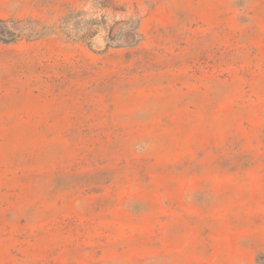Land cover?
I'll list each match as a JSON object with an SVG mask.
<instances>
[{
    "label": "rangeland",
    "instance_id": "374dc122",
    "mask_svg": "<svg viewBox=\"0 0 264 264\" xmlns=\"http://www.w3.org/2000/svg\"><path fill=\"white\" fill-rule=\"evenodd\" d=\"M0 18V264H264V0Z\"/></svg>",
    "mask_w": 264,
    "mask_h": 264
},
{
    "label": "trees",
    "instance_id": "16d2710c",
    "mask_svg": "<svg viewBox=\"0 0 264 264\" xmlns=\"http://www.w3.org/2000/svg\"><path fill=\"white\" fill-rule=\"evenodd\" d=\"M18 36V29L10 26L7 20L0 18V40L4 42H13Z\"/></svg>",
    "mask_w": 264,
    "mask_h": 264
}]
</instances>
